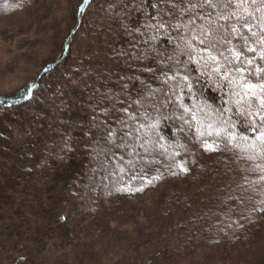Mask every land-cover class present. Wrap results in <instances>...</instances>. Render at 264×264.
<instances>
[{"label": "trees", "instance_id": "1", "mask_svg": "<svg viewBox=\"0 0 264 264\" xmlns=\"http://www.w3.org/2000/svg\"><path fill=\"white\" fill-rule=\"evenodd\" d=\"M0 264H264V0H0Z\"/></svg>", "mask_w": 264, "mask_h": 264}, {"label": "rangeland", "instance_id": "2", "mask_svg": "<svg viewBox=\"0 0 264 264\" xmlns=\"http://www.w3.org/2000/svg\"><path fill=\"white\" fill-rule=\"evenodd\" d=\"M233 13H236V12H233ZM175 31V34L171 37L170 35H169V33L170 32H174ZM177 29L175 28V27H172V26H168L167 27V29H162L161 27H158L157 28V31H155V33H154V39H156V40H158L160 37H162V36H164V37H166V38H168L169 40H170V43H171V45L174 47V49L176 50V51H179L180 49V45L182 44V42H181V40H180V34H178L177 32ZM83 32L85 33L86 32V35H84L83 34ZM83 32L80 34V36H78V39H77V41H76V43H77V46H82V45H85V43L88 41L90 44L92 43L91 42V40H90V38H89V36H88V32H90V30L86 27V29H83ZM153 39V40H154ZM74 54H75V46H74ZM179 54V52L177 53V55ZM76 55H74V59L76 60ZM204 78V77H203ZM202 78V79H203ZM229 76H226V77H223V79L224 80H226V81H228L229 80ZM14 79H11V78H6V79H4L3 80V82L1 83V85H2V87H5V88H7V87H9V86H11V85H14V84H17V83H15V81H13ZM223 80H221V82H222ZM203 82L204 83H207L208 84V86L209 87H211V88H214L215 90H219L220 89V83H219V81H215L211 76H207V77H205L204 79H203ZM235 96L236 97H239V94H237V93H235ZM44 99V98H43ZM231 101V100H233L232 99V97H230L229 99H228V101ZM59 107H60V105H59ZM207 111V110H206ZM224 112H226V114H225V116H226V118L228 119V113H227V111L225 110ZM52 117H53V115H52ZM41 119V118H40ZM45 127L46 128H48L49 130H51L52 131V128H50V124L49 123H47V122H45ZM194 127H195V125H194ZM196 127H197V125H196ZM53 131H57V129H53ZM153 147L154 148H157L158 149V147H157V143H155L154 145H153ZM145 154H147V153H145ZM148 155V154H147Z\"/></svg>", "mask_w": 264, "mask_h": 264}]
</instances>
